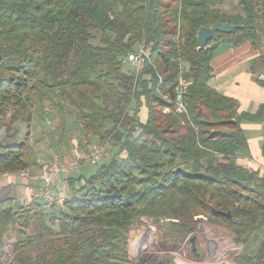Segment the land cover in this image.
Masks as SVG:
<instances>
[{
    "label": "trees",
    "instance_id": "trees-1",
    "mask_svg": "<svg viewBox=\"0 0 264 264\" xmlns=\"http://www.w3.org/2000/svg\"><path fill=\"white\" fill-rule=\"evenodd\" d=\"M221 2L0 0V118L8 120L0 173L33 166L12 127L23 124L27 138L37 105L73 112L79 145L112 141L111 158L93 174L66 179L62 206L0 197V246L9 230L19 236L10 264H136L133 231L142 216L169 220L183 236L199 217L211 219L243 245L235 264H264V175L236 163L248 151L242 124L264 120V103L239 113L237 100L209 82L220 46L250 42L260 53L253 72L264 71V0H240L236 13ZM216 22L238 29L200 48L201 27ZM140 45L150 59L138 74L120 57ZM181 78L184 114L163 97L176 100ZM143 264L176 262L167 255Z\"/></svg>",
    "mask_w": 264,
    "mask_h": 264
},
{
    "label": "rangeland",
    "instance_id": "rangeland-1",
    "mask_svg": "<svg viewBox=\"0 0 264 264\" xmlns=\"http://www.w3.org/2000/svg\"><path fill=\"white\" fill-rule=\"evenodd\" d=\"M239 1L222 0L217 7L225 13L240 12ZM223 48L220 46L216 51ZM125 68L136 72L129 66H125ZM143 112L144 117L146 112ZM6 123L8 120L0 118V140L5 135ZM75 123L76 116L73 112L63 114L58 109L48 105H37L35 121L27 138V129L23 124H16L12 127L13 131L16 127L19 129L18 140H25L29 145L28 158L33 162V166L28 169L29 171L39 169L43 162L53 159L56 154H67L75 149L81 150L97 144L103 148L104 157L96 166L87 165V168L96 171L98 165L111 158V140L104 145L94 139H91L89 144H86L84 140L83 145H79L78 139L82 134L76 128ZM87 163L91 162H84L80 167ZM79 170L71 172L67 177L79 174ZM90 173L86 172V175H90ZM33 182L31 181L27 186L20 180V183L12 185L18 186V192L12 186L8 188L6 184L5 187H0V197H4V195L17 197V193H19L21 199L25 197V200L29 201L32 196L27 195V187H31L32 192L38 188L36 182H34L35 185ZM34 231L35 229L32 227L29 233L32 234ZM18 238L19 236L13 230L8 231L0 246V264H10L13 258V248ZM234 238L232 231L224 225L217 224L205 217H199L189 234L183 236L171 226L169 220L155 221L142 216L133 231V259L136 264H143L152 258L171 255L176 264H235V259L243 251V245L236 243Z\"/></svg>",
    "mask_w": 264,
    "mask_h": 264
},
{
    "label": "crops",
    "instance_id": "crops-1",
    "mask_svg": "<svg viewBox=\"0 0 264 264\" xmlns=\"http://www.w3.org/2000/svg\"><path fill=\"white\" fill-rule=\"evenodd\" d=\"M259 54V50H255L250 42H245L239 47H224L220 51L215 52V57L212 61L214 75L209 82L215 89H218L224 95L233 97L237 100L239 113L248 112L255 114L264 103V84L255 80V78H257L259 74L264 73V71L256 75L252 67L254 60ZM261 81L264 83V80ZM140 117L141 120H145L146 118V116L143 117V115ZM242 128L245 130V134L248 137V151L246 154L238 156L236 158V163L252 170H259L260 173L264 175V156L262 148L264 143V120H261L259 123L245 120L242 124ZM97 163L84 164L79 168V174L86 175V172H91L90 175L93 174L95 171H93L92 168L88 169L87 165L96 166ZM67 178V176H63L57 182L58 185L54 190L57 199L60 198L65 200L69 194L66 181ZM18 182L20 183V179L10 177L0 181V187H5L7 184L8 188H11L12 185H16ZM22 182L24 185L29 184L24 181ZM12 187L18 192V186ZM33 192L31 187H27V195L32 196L34 199H38L33 195ZM17 195L21 201L24 200L22 201L23 203H29L32 200L31 198L29 201H26L25 197L21 199L20 194L17 193Z\"/></svg>",
    "mask_w": 264,
    "mask_h": 264
},
{
    "label": "built area",
    "instance_id": "built-area-1",
    "mask_svg": "<svg viewBox=\"0 0 264 264\" xmlns=\"http://www.w3.org/2000/svg\"><path fill=\"white\" fill-rule=\"evenodd\" d=\"M150 52L145 45L138 46L133 52L120 57L124 65L135 69L139 74L150 59ZM163 75L158 73L159 82L161 85ZM259 80H264V73L258 75ZM176 100H170L167 95H163L169 102L175 106V111L184 114L187 113L186 103L183 94L185 93L188 83L182 78L177 83ZM165 113L170 112L169 107L163 109ZM104 150L100 145H92L81 150L75 149L68 154H56L53 159L43 162L37 170H17L16 172L3 171L0 173V181L10 177L18 178L25 183L31 181L36 182L38 188L35 189L33 195L40 199L44 207L49 208L52 205H63L64 199L56 198L54 190L57 187V182L63 177L68 176L71 172L79 170L84 162L97 163L104 155Z\"/></svg>",
    "mask_w": 264,
    "mask_h": 264
},
{
    "label": "water",
    "instance_id": "water-1",
    "mask_svg": "<svg viewBox=\"0 0 264 264\" xmlns=\"http://www.w3.org/2000/svg\"><path fill=\"white\" fill-rule=\"evenodd\" d=\"M237 29L238 27L236 25H231L230 23L227 24L222 22H216L211 27L202 26L197 36L198 46L200 48L207 46L209 42L215 40L219 33H233ZM217 46L218 42L214 41L210 45V48L214 50ZM221 215L232 219L230 212H222ZM191 241L193 242V239Z\"/></svg>",
    "mask_w": 264,
    "mask_h": 264
}]
</instances>
